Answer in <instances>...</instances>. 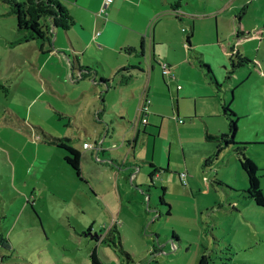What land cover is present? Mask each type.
I'll return each instance as SVG.
<instances>
[{
  "label": "crops",
  "instance_id": "0c3cea01",
  "mask_svg": "<svg viewBox=\"0 0 264 264\" xmlns=\"http://www.w3.org/2000/svg\"><path fill=\"white\" fill-rule=\"evenodd\" d=\"M59 1L75 21L68 30L52 27L43 39L28 43L17 42L19 35H4L9 48L20 44L8 61L12 95L18 92L21 105L31 114L41 117L45 113L68 126L66 138L81 154V180L92 193L88 195L95 207L92 218L101 215L106 222L110 216L134 215V209L143 216L144 204L150 210L153 200L147 174L152 184L166 190L177 177L181 183V172L196 175L200 166L208 168L207 159L217 154L208 136L226 131L223 105H229L197 57L200 47L218 59L227 56L235 15L229 18V9H221L216 2L211 6L205 1L202 6L199 0L192 5L190 0L185 4L181 0L178 8H173L176 0H114L106 15L100 14L104 0ZM191 31L190 47L187 35ZM256 37L254 33L249 39ZM162 64L170 67L169 74L163 73ZM22 74L28 80L19 79ZM145 92L150 104L148 121L143 124L137 110ZM5 100L7 106L9 99ZM20 115L6 108L0 118L15 128L14 117L20 122ZM133 118L134 134L126 146L119 134ZM165 121L174 132L162 137ZM81 140L82 145L75 147V141ZM43 141L54 148L53 154L62 150ZM85 143L93 148H84ZM140 143L144 147H138ZM138 163H148L151 172ZM211 165L219 169L214 160ZM18 172L23 173L21 166ZM92 223L86 228L98 235L88 241L92 245L87 243L83 263L90 264L95 250L101 264H125L115 250L114 234L123 235V228L114 222L98 232ZM108 239L115 246L106 243ZM108 250L116 263L110 255L108 262L102 258ZM127 262L133 263L129 255Z\"/></svg>",
  "mask_w": 264,
  "mask_h": 264
},
{
  "label": "rangeland",
  "instance_id": "374dc122",
  "mask_svg": "<svg viewBox=\"0 0 264 264\" xmlns=\"http://www.w3.org/2000/svg\"><path fill=\"white\" fill-rule=\"evenodd\" d=\"M190 2L196 4V0ZM215 2L221 9H229V18L235 15L229 53L218 59L206 47L198 52L210 67L221 98L224 96L237 115L234 141L248 143L244 152L258 167L262 202L246 193L247 177L237 163L236 145H231L214 160L219 169L200 166L196 175L183 171L187 172V186L177 177L165 190L152 184L147 174L152 209L145 200L143 216L134 209V215L110 216L103 222L101 215L100 221L92 218L91 190L64 162V152L57 149L53 154L54 148L43 141L42 131L57 138L69 137L68 126L45 113L41 117L31 114L21 105L19 93L12 95L8 61L20 44L9 48L4 35L22 34H17L15 16L0 1V115L7 108L23 118L19 122L14 117L15 128L0 118V264H84L87 243L98 235L86 228L91 222L98 232L114 222L123 228V235L114 234L115 250L125 264L128 255L131 264H199L202 259V264H264V0H199L202 6ZM254 33L257 39H249ZM239 56L250 62L235 67ZM19 79L28 80L25 74ZM135 118L119 134L126 146L127 138L134 134ZM170 130L171 124L165 121L162 137L174 132V127ZM227 133L229 126L220 134ZM83 140L75 141V147ZM38 143H42L40 148ZM138 164L151 172L148 163ZM19 166L23 173L18 172ZM109 251L102 258L108 262L110 255L116 263ZM89 262L92 264L91 258Z\"/></svg>",
  "mask_w": 264,
  "mask_h": 264
},
{
  "label": "trees",
  "instance_id": "16d2710c",
  "mask_svg": "<svg viewBox=\"0 0 264 264\" xmlns=\"http://www.w3.org/2000/svg\"><path fill=\"white\" fill-rule=\"evenodd\" d=\"M6 4L10 9V14L16 18V29L22 34L21 38L17 42H31L33 40L43 39L49 32L50 28H60L62 30H68L74 25V19L71 16L68 9L59 0H0ZM181 0H176L173 4V8L180 6ZM179 10H176L177 14ZM192 31L187 35V44L191 47ZM201 54L198 53V61L200 65L207 69L208 76L215 81L210 67L200 59ZM250 60L246 57H240L238 62L234 66H244L249 63ZM224 115L229 121V133L220 134L215 136H208V139L213 140L217 144V154L207 159L205 166L211 167L213 160L218 158L219 153L225 147L236 145L235 153L238 154V163L241 170L247 177L248 188L246 193L262 202L263 193L260 185L259 178L257 176L258 167L254 161L249 158L244 150L248 143H236L234 136L237 131V115L227 105H223ZM45 137L49 143L56 145L58 148L65 152V163L72 168V170L81 178V154L76 150L71 140L68 138H55L45 134ZM213 158V159H212ZM164 204V202H163ZM106 242H108L106 240ZM92 264H101L96 251L91 253ZM203 259L199 264H202Z\"/></svg>",
  "mask_w": 264,
  "mask_h": 264
},
{
  "label": "built area",
  "instance_id": "2783aa9c",
  "mask_svg": "<svg viewBox=\"0 0 264 264\" xmlns=\"http://www.w3.org/2000/svg\"><path fill=\"white\" fill-rule=\"evenodd\" d=\"M113 3H114V0H104L103 6L100 9V14L101 15H106L112 9ZM162 69H163V73L164 74H169L170 71H171L170 67H168L167 64H162ZM143 94H144V97L142 98V101H141V103L138 106L137 114H138V117H139L140 121L143 124H146L147 121H148L147 120V116L149 114L150 100H149L148 95L146 94V92L143 93ZM179 122H183V120L180 119ZM84 148H86V149L87 148H93V146L88 144V143H85L84 144ZM210 173L213 174V171H211ZM179 177H180L181 183L184 186H187L188 185V182L186 180L187 173L186 172H181L179 174Z\"/></svg>",
  "mask_w": 264,
  "mask_h": 264
}]
</instances>
